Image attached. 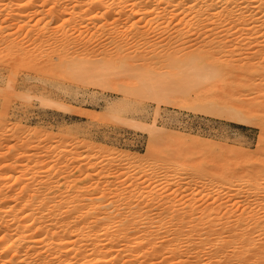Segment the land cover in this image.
I'll return each instance as SVG.
<instances>
[{
  "label": "bare ground",
  "instance_id": "6f19581e",
  "mask_svg": "<svg viewBox=\"0 0 264 264\" xmlns=\"http://www.w3.org/2000/svg\"><path fill=\"white\" fill-rule=\"evenodd\" d=\"M39 1L0 0L1 30L13 25L23 26V22L29 21H25L27 17L41 14L51 2V9L47 10L49 21L59 24L53 34H44V42H48L52 54L49 51L47 58L43 54L46 60L41 66L37 64L39 61L33 63L39 59L33 52L30 54L34 60H28L29 48L34 51L35 39L42 37L41 34L33 35L31 28L26 36L34 37H30L29 41L31 38L32 41L27 44L14 41L16 36L13 41L0 36V45L8 43L7 56L10 52L15 60L28 58L26 60L32 62V66L37 65L35 68L39 72L51 70L54 61L63 57L72 61L74 73L100 78L103 82L106 78L110 80L111 74L115 77L117 73L131 69L133 57L144 61L156 59L160 65L176 67L174 73H179L176 82L189 85L197 95L202 88L209 87L208 96L212 97L209 104L235 101L229 110L237 120L251 118L256 106L257 110L264 111V0H41V4ZM37 4L40 8L31 11ZM32 6L29 12L27 8ZM109 19L119 21L122 26L111 41L109 36L104 39L119 45V50L112 61L105 58L101 63L89 65L94 48L88 46L93 43L105 46L103 40H96L97 35L94 37L93 34L104 33ZM84 23L86 28L82 26ZM59 31L61 35L56 36ZM85 32H90V37L86 38ZM156 34L160 35L156 43L161 44V49L152 51L150 38ZM131 40L134 43L129 47ZM80 46L87 51L82 54L84 57L70 50ZM123 47H134L133 51L142 50L144 54L131 57L124 53ZM105 55L107 57V53ZM9 58L12 63L15 61L12 56ZM9 60L5 64H9ZM134 68L129 70H133L128 72L129 75L138 74V71L134 74ZM150 74L145 77L139 73L144 79L139 80L142 88L152 91L154 86L153 89L166 95L177 89L171 82L164 83L163 77L161 82L156 80L161 86H155ZM122 86L126 90L131 88L130 84ZM223 86L229 89L222 91ZM185 88L183 93H186ZM244 95H250L251 99H245ZM252 103H256L253 109L247 108ZM150 130L154 138H160L154 125ZM156 139L153 145L157 144ZM19 145H12L8 152L0 151V264H149L148 261L164 264L167 259L175 260L170 263L174 264L191 257L196 261L204 260V264L211 261L215 264H264V185L259 186L264 182V160L253 164L254 169L246 165L243 168L249 171L246 175L238 174L237 169L229 171L218 167L213 175L209 173L222 179L221 188L225 189L226 197L236 199L232 206L224 201L216 204L221 200L218 197L212 204L198 206L197 199L190 196L192 193L190 200L187 199L191 205L184 206L178 199L186 193V188L180 191L175 188L177 193L171 191V194L157 197L149 191L148 200H145L146 195L137 192L145 182L155 187L157 176L165 181L163 188H166L177 177L176 171L184 169V165L175 160L172 162L166 155L160 157L156 146L150 149L147 165L148 157L132 165L139 168L142 179L137 181L134 177L136 181L133 179L130 183L132 188L124 194L110 188L114 180V174L107 172L110 155L92 145L84 143L87 147L79 154L66 150L63 144L52 149L46 146L37 155L19 152ZM52 153L56 159H63L60 174L64 177L74 175L68 171L71 163L78 167L80 183L76 178H70L67 186L71 190L67 189L66 193L60 191L56 174H45L40 170V162ZM123 157L118 153L112 160ZM202 169L196 168L198 172ZM243 179H253L256 185L245 188L240 184L244 183ZM86 181L91 182V187L85 184ZM200 183L204 185V182ZM174 196H179L178 201ZM201 199L204 202L207 198ZM186 206L189 207L185 209ZM222 237L230 239L229 243L225 241L229 246L219 241ZM139 249L142 252L138 253Z\"/></svg>",
  "mask_w": 264,
  "mask_h": 264
},
{
  "label": "rangeland",
  "instance_id": "374dc122",
  "mask_svg": "<svg viewBox=\"0 0 264 264\" xmlns=\"http://www.w3.org/2000/svg\"><path fill=\"white\" fill-rule=\"evenodd\" d=\"M39 2L41 4V0ZM50 3L46 4L43 8L44 12L42 11L41 14L33 15V18L29 16L31 19L27 17L28 19H25V21H29L23 22L24 25L21 23L23 26L13 25L10 28H3L4 30L0 28V36L9 37L11 41L16 36V40L14 41L20 40L26 43L33 35L41 34L42 37L35 39L34 43L38 45L35 47L34 44V47H32L35 48L34 51L29 48V54L33 52L34 55L39 57L38 59L33 56L35 59H38H32L34 60L33 63L36 64L39 61L37 64L40 66L43 64L45 56L46 58L49 56V51L51 50L48 48V42H44V34L54 32L56 26L59 24L49 21L50 17L47 10L51 9ZM37 5L34 6L36 8L32 6L27 8V10H31L32 8L31 11L38 10L40 5ZM30 10L29 12H31ZM66 17H69V15ZM119 23V21L109 19L103 31L104 33H100L101 31H99L93 34L94 37L97 35L95 37L96 40H103L102 42L105 46H96L95 43L91 44L92 46H88L94 48L92 49L94 53H91L92 60L89 58L91 60H89L90 63L88 61L86 64L96 65L98 61L101 63L105 58L111 61L115 58V53L119 50L120 46L113 42L108 43V40L110 39L111 41L115 37L114 34L119 33L120 29L118 27L122 26ZM83 25L86 28V23ZM31 28L33 30H30ZM29 30L34 34L28 38L26 33ZM121 30L123 29L121 28ZM7 34L13 35L14 38ZM73 34L76 35L77 32ZM85 34H87L84 35L87 38L90 37L91 33L85 32ZM60 35L61 31L56 33V36ZM106 36H109L108 40L104 39ZM153 37L152 39L150 38L151 49L152 51H159L161 44L156 42L159 40L160 35L156 34ZM30 41H32V38ZM133 43L132 40L129 41L128 46H132ZM6 46H8V43L7 45L6 43L0 45V143L2 142L0 151L2 152H8L12 145H19L21 143L18 148L19 152L37 155L45 150L46 146L52 149L54 146L63 144L66 150H70V152L76 151L79 154L80 151L85 150V147L92 145L101 152L110 155V165L108 164L110 170L107 172L111 171L114 174V180L110 183V188H116L118 191L127 194L132 188L130 183L135 178L138 181L142 177L141 171L138 170L139 168L136 169L132 165L141 163L148 157L145 163L147 165L150 149L156 146L159 149L157 154L160 157L166 155L172 162L175 160L177 163L184 165V169L182 172L176 171L177 177H174L173 183L166 188H163L166 184L165 181L157 176L158 178H155L154 183L155 187L148 186L146 184L148 182H145L137 192L141 193V196H147L149 191H152L157 197L159 195L171 194V191L177 193L176 190L180 191V189L186 188V193L188 190L190 191L186 196V193L183 195L186 198L182 199L183 196L181 198V194L179 195L181 199H178L179 196H177L178 198L174 196L175 200H182L184 206L188 203V205H191L190 203L192 202L189 201V194L191 193L193 195L191 194L190 196L197 199V201L195 200L197 204L196 202L195 204L198 206L212 204V200L217 197L221 200H217L216 204L226 202V205L231 204L230 206H232L236 199L234 197H226L224 194L225 189L221 188L223 185L222 179L215 175L210 176L209 173L213 175L214 169L218 167L228 169L229 171L237 169L238 174L246 175L249 174V171L243 169L246 165L252 168L253 164L255 165L264 160V111H261V109L257 110L258 107L256 106L255 113L251 114V118L244 119L243 121L237 120L230 115L229 110L230 106L236 104L235 101H222L219 104L216 101L214 104H209L208 101L212 100V97L208 96L209 87L202 88L203 90L197 95L189 85L184 84L182 86L180 82H176L179 79V73H174L177 72L174 71L177 70L175 69L176 67L160 65L156 59L144 61L138 60V57H133L132 60L134 62H131H133L132 65L134 66L132 68H137L138 74L134 68V74L136 73L137 75L128 74V72L133 71H129L131 68L125 73H117L118 80L116 79V75L114 77L111 74L109 77H111L110 80L113 78L112 81L106 78L102 82L100 78L91 76L90 78L87 77L88 75H83L82 77V75L79 76V74L74 73L75 71L71 70L72 61L68 58L63 59L61 57V60L55 58V65L47 72H39L35 68L37 65L32 66L34 64L30 61H32L31 55L33 54H30V59L26 58L30 60L27 61L23 59L25 57H18L22 60H15V57L13 58L11 53L12 60H15L12 63L9 60V57H11L9 55L10 52L8 51V56L5 53L7 52ZM129 47L122 48L128 56L132 57L134 54L138 56L144 54L142 50L133 51L134 47L128 49ZM70 50H73L75 55L79 54L80 57H84L82 54L87 52L83 46ZM105 53H107V57H105ZM43 56L44 58H42ZM8 60L11 64L10 62L9 64H5ZM161 71L166 72L164 74ZM141 72L144 76L147 73L154 72L150 74V77L151 79L153 77V80H155V86L161 82L160 79L163 77L164 83L171 82L177 89L172 91L173 93L166 95L162 94L163 92H160V90L153 89L155 88L153 84V87L151 86L152 91L142 88L139 84L141 79H143L139 75ZM156 80L159 82H156ZM122 84H130L131 88L126 90L122 88ZM158 85L159 87L161 86L160 84ZM180 86L186 87L184 89L186 93H183V88L182 92H180ZM228 89L229 87L223 86L221 90L225 91ZM250 95L248 97L244 95V98L251 99ZM255 105L256 103H252L247 108L253 109L252 107ZM238 115L244 116L243 113H238ZM152 125L158 130L160 138L156 139L152 136V131H149ZM154 139L158 141L156 145H153L155 143ZM36 140L43 142H37ZM74 142L77 143L75 144ZM84 143L85 145H89L85 146ZM118 153L124 155V157L112 160V157ZM53 155L54 153L51 156L49 155L50 159L47 158L40 162V170H44L45 174H56L60 180L58 183L61 186L60 191L66 193L69 191L67 189H70L67 186L70 185L68 183L70 178H76V181L80 183L79 177L81 176L78 174L77 163H74L76 166H73L72 163L69 165L68 171L74 175L67 176L69 177L67 178L60 174L63 159L58 160ZM198 166L203 168L202 171L198 172L196 170ZM161 169L164 168L161 167ZM118 176L119 178H117ZM200 182H204V185ZM242 182L244 183L240 184L244 185L245 188L252 187L251 184L256 185L253 179L249 181L243 179ZM234 183L239 182L234 181ZM85 184L91 187V182L86 181ZM102 185L104 186V184ZM261 185H264V182L263 184H259V186ZM202 197L207 199L203 202ZM146 199L148 200V196L147 198L145 197ZM221 239L218 240L222 244L225 241L229 243L230 240L227 237L225 239L222 237ZM226 242L224 246H229ZM148 244L144 246V250H146ZM140 252H142V249L138 250V253ZM196 260L191 257L183 263L174 264H204L205 262L204 260ZM174 261L167 259L164 264H170ZM148 263L150 264V261ZM210 264H215V261H211Z\"/></svg>",
  "mask_w": 264,
  "mask_h": 264
}]
</instances>
